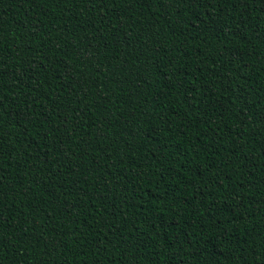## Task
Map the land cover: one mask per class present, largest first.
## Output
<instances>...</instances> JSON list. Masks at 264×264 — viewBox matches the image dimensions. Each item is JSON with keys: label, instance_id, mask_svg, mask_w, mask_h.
<instances>
[{"label": "trees", "instance_id": "16d2710c", "mask_svg": "<svg viewBox=\"0 0 264 264\" xmlns=\"http://www.w3.org/2000/svg\"><path fill=\"white\" fill-rule=\"evenodd\" d=\"M0 264H264V0H0Z\"/></svg>", "mask_w": 264, "mask_h": 264}]
</instances>
